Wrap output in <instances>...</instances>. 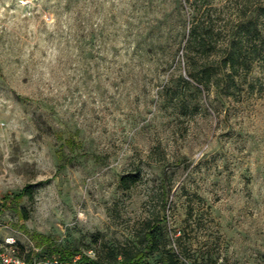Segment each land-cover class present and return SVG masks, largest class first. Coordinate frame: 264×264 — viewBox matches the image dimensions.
<instances>
[{
  "label": "rangeland",
  "instance_id": "374dc122",
  "mask_svg": "<svg viewBox=\"0 0 264 264\" xmlns=\"http://www.w3.org/2000/svg\"><path fill=\"white\" fill-rule=\"evenodd\" d=\"M263 5L0 0V249L119 259L158 218L186 264H264V50L231 94L195 79Z\"/></svg>",
  "mask_w": 264,
  "mask_h": 264
},
{
  "label": "trees",
  "instance_id": "16d2710c",
  "mask_svg": "<svg viewBox=\"0 0 264 264\" xmlns=\"http://www.w3.org/2000/svg\"><path fill=\"white\" fill-rule=\"evenodd\" d=\"M253 11L250 15L247 10H243L240 13L233 35L226 42L224 53L221 57L220 71L215 72L205 66L196 73L197 78L195 79L198 84L206 88L212 85L219 91H224L226 95L231 94L230 88L234 87L235 81L240 76L249 73L254 62L263 59L261 51L264 50V38L258 28L257 18H264V5L258 6ZM190 35L192 36V41L195 44L197 42L199 48H208L209 36L207 34L198 35L194 26ZM135 182L136 178L127 175L122 176L119 181L120 186L124 190L129 189ZM20 194L31 199V188L29 186L23 188ZM139 237L140 246L132 250L122 251L119 259L112 256L109 260L101 261L88 256H81L79 262L81 264H157L150 263L147 257L158 254L160 264H186L179 259L176 253L167 248L163 227L158 218L146 221L142 226ZM55 251H57L55 257L60 261H67L75 254L74 251L69 249ZM29 259L30 256L27 255L25 260Z\"/></svg>",
  "mask_w": 264,
  "mask_h": 264
},
{
  "label": "built area",
  "instance_id": "2783aa9c",
  "mask_svg": "<svg viewBox=\"0 0 264 264\" xmlns=\"http://www.w3.org/2000/svg\"><path fill=\"white\" fill-rule=\"evenodd\" d=\"M5 243L8 245L9 250L13 252V250L11 249L13 241L7 242V240H5ZM0 264H81V263L79 262V258L77 257L72 260L60 261L56 258L51 260H41V259L38 260V258H36L35 256H31L29 260H25L18 258L12 255L11 253L0 249Z\"/></svg>",
  "mask_w": 264,
  "mask_h": 264
}]
</instances>
